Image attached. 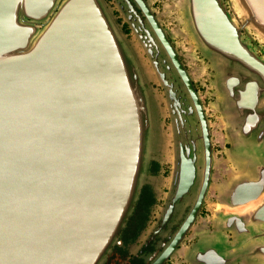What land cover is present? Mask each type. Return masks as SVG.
Segmentation results:
<instances>
[{"label":"water","instance_id":"95a60500","mask_svg":"<svg viewBox=\"0 0 264 264\" xmlns=\"http://www.w3.org/2000/svg\"><path fill=\"white\" fill-rule=\"evenodd\" d=\"M139 31L127 38L105 0H0V264H103L118 243L151 162L167 155L151 82L180 104L165 55L190 90L159 27ZM217 32L264 85V64Z\"/></svg>","mask_w":264,"mask_h":264},{"label":"flooded vegetation","instance_id":"af4514ba","mask_svg":"<svg viewBox=\"0 0 264 264\" xmlns=\"http://www.w3.org/2000/svg\"><path fill=\"white\" fill-rule=\"evenodd\" d=\"M217 1L207 12L196 0H105L130 40L135 29L159 27L190 90L165 55L160 68L181 104L160 79L151 82L167 155L151 162L149 182L103 264H264V161H253L264 152V107L254 98L264 94L263 76L208 36L221 24L264 64L256 30L264 9L253 0Z\"/></svg>","mask_w":264,"mask_h":264},{"label":"rangeland","instance_id":"374dc122","mask_svg":"<svg viewBox=\"0 0 264 264\" xmlns=\"http://www.w3.org/2000/svg\"><path fill=\"white\" fill-rule=\"evenodd\" d=\"M243 155V158L247 157L248 158V153H245V154H242ZM242 155H239V156H242ZM250 156V154H249ZM257 157L260 158L261 161H264V152H261V154H253V161H257ZM255 253V252H254ZM257 259L259 258L257 254L254 255Z\"/></svg>","mask_w":264,"mask_h":264}]
</instances>
